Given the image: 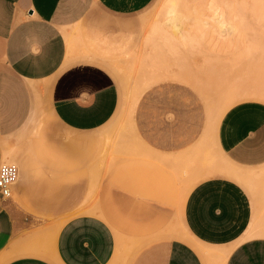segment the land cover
Masks as SVG:
<instances>
[{"label": "crops", "instance_id": "obj_1", "mask_svg": "<svg viewBox=\"0 0 264 264\" xmlns=\"http://www.w3.org/2000/svg\"><path fill=\"white\" fill-rule=\"evenodd\" d=\"M150 1L0 0V162L17 165L11 187L17 197L84 196L83 157L56 164L26 157L28 144L19 143L15 152L5 146L46 110L80 139L75 150L82 151L84 134L104 125L118 102L115 81L102 64L105 46ZM158 120L155 128L147 122L144 136L135 128L146 146L156 148L148 151L159 158L183 150ZM216 140L232 163L254 174L175 180L156 163L164 175L150 173L143 194L102 183L99 201L77 209L83 212L58 229L25 218L46 210L14 209L0 196V264H264V101L244 99L226 108ZM120 230L145 237L127 249Z\"/></svg>", "mask_w": 264, "mask_h": 264}, {"label": "rangeland", "instance_id": "obj_2", "mask_svg": "<svg viewBox=\"0 0 264 264\" xmlns=\"http://www.w3.org/2000/svg\"><path fill=\"white\" fill-rule=\"evenodd\" d=\"M154 1L136 12L110 48L105 46L102 64L115 81L118 102L104 125L84 134L82 151L75 150L81 147L80 139L46 110L36 112L22 128L20 139L12 137L5 146L6 152H15L19 143L28 144L22 153L42 162L53 159L61 164L70 156L85 159L87 188L82 198H21L11 189L12 208L47 211L25 214L36 226L58 229L66 219L83 212L77 209L99 201L102 183L109 190L122 185L143 194L150 173L164 175L156 163L175 180L185 179L186 174L191 180L214 176L240 180L254 174L225 156L217 144L216 127L233 103L264 101V0L237 6L219 0ZM168 71L172 73L166 76ZM173 73H178L177 79ZM193 82L212 86L199 94ZM237 90L257 95H233ZM223 99L220 113H209ZM159 116L173 131L169 139L182 143L184 149L158 158L146 147L156 148L146 146L135 128L144 136L151 122L153 128L159 125ZM73 203L77 205L66 208ZM120 232L127 249L145 237L137 231Z\"/></svg>", "mask_w": 264, "mask_h": 264}, {"label": "built area", "instance_id": "obj_3", "mask_svg": "<svg viewBox=\"0 0 264 264\" xmlns=\"http://www.w3.org/2000/svg\"><path fill=\"white\" fill-rule=\"evenodd\" d=\"M17 178V165L10 161L0 162V196H10L11 187Z\"/></svg>", "mask_w": 264, "mask_h": 264}, {"label": "bare ground", "instance_id": "obj_4", "mask_svg": "<svg viewBox=\"0 0 264 264\" xmlns=\"http://www.w3.org/2000/svg\"><path fill=\"white\" fill-rule=\"evenodd\" d=\"M216 1H218V0H216ZM250 1V0H249ZM219 2L220 3H223V4H234L235 2H236V0H219ZM163 62V61H162ZM172 63V62H171ZM166 64V63H165ZM173 64V63H172ZM165 66V65H164ZM162 67V66H161ZM169 68V67H168ZM172 71H174L175 72V70H172ZM169 72H171V71H168V72H166L165 74H166V76H168L167 74H169V75H171V73H169ZM151 73V72H150ZM176 75H178V73H176ZM175 75V73H173V77H175L176 76ZM171 77V76H170ZM177 77V76H176ZM175 77V79H177ZM179 77V76H178ZM186 78V77H185ZM184 79V78H183ZM171 81V80H170ZM182 84V83H181ZM192 85H193V87H194V89H196L197 91H198V93L199 94H202L203 93V90H208V88H209V86H212V85H210V84H208V83H195V82H193V83H191ZM188 87V86H187ZM192 87V86H191ZM191 89V88H190ZM132 92V91H131ZM246 92H249V91H244V90H242V91H240V90H237V91H235L234 93H233V95H235V94H239V95H243L244 93H246ZM252 93H255V92H252ZM201 96V95H200ZM221 96L225 99L227 96H226V92L224 91V93L222 92L221 93ZM224 99H223V101L220 103V105H218L214 110H212V111H209V113H212V114H215V115H218L219 113H220V111L222 110V107L224 106Z\"/></svg>", "mask_w": 264, "mask_h": 264}]
</instances>
